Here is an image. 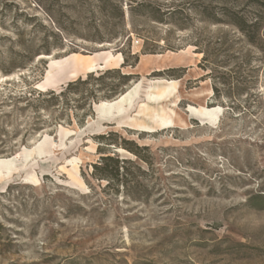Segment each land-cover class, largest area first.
Returning <instances> with one entry per match:
<instances>
[{"label":"rangeland","instance_id":"374dc122","mask_svg":"<svg viewBox=\"0 0 264 264\" xmlns=\"http://www.w3.org/2000/svg\"><path fill=\"white\" fill-rule=\"evenodd\" d=\"M103 51L124 61L66 73ZM138 80L125 116L93 111ZM200 104L224 108L215 125L187 112ZM107 154L118 178L101 176ZM10 156L0 264H264V0H0Z\"/></svg>","mask_w":264,"mask_h":264},{"label":"bare ground","instance_id":"6f19581e","mask_svg":"<svg viewBox=\"0 0 264 264\" xmlns=\"http://www.w3.org/2000/svg\"><path fill=\"white\" fill-rule=\"evenodd\" d=\"M72 56H76L75 63L66 73L68 74V76H73V77L79 75V71H78L79 68L82 69L84 73L92 72L98 67L101 68V67H106L108 65H116L117 67L119 66V64H121L124 61V57L121 53L113 54L111 51H103L96 53L94 55H83L82 57H78L77 54H74ZM42 57H50V55H42ZM100 60L101 62H99ZM5 77L7 76H4L3 78ZM141 83L142 81L138 80L126 91L119 94L115 99L95 104L94 108L96 109L94 112L96 113L97 110L100 119L112 120L125 116L127 114L128 107L133 102L134 96L137 95L141 87ZM172 83H174V81H171V84ZM157 88H158L157 91L147 94L149 100L148 103L159 100L163 98V96L165 95L166 91L164 89H161L159 87ZM196 106L194 107L193 105H190L187 112H194L195 110H198V112L203 116L204 123L212 124V125L216 124L219 115L222 113V110L224 109L221 106L210 107L203 104ZM150 110L151 109L149 104H146L143 112L146 113L147 111ZM165 124L167 126H170L171 122L166 121ZM117 125L121 126L120 123H118ZM137 125L140 126L141 128L148 127L145 122H141ZM61 132L63 133L64 136H67L72 133V130L61 127ZM50 139H51L50 135H45L41 140L36 142L33 146L24 147L22 149V154L20 155L23 158L24 162L29 160L33 155H37L38 157H43V155L48 153ZM74 169L77 171L78 169L77 165L74 166ZM18 171H19V158H16L15 156L0 157V182L13 177L14 174L18 173ZM69 174L72 175V173L70 172ZM24 181L28 184L38 185L39 177L35 173H32L27 175L24 178Z\"/></svg>","mask_w":264,"mask_h":264},{"label":"trees","instance_id":"16d2710c","mask_svg":"<svg viewBox=\"0 0 264 264\" xmlns=\"http://www.w3.org/2000/svg\"><path fill=\"white\" fill-rule=\"evenodd\" d=\"M126 62V61H125ZM117 68H115L116 70ZM112 70L114 69H108L107 71H105L103 74H101L99 76V78L103 77L107 72H111ZM131 74H124L123 75V78L125 79H128L129 76ZM73 83V82H70V84ZM102 136L103 138L105 137V134H102L100 135ZM102 162H101V176L104 177V178H110V179H114V178H118L119 176V171H120V168L121 166L119 167L118 165L115 166V168H111L110 169V164H109V161H115V162H118V160H116L112 155L110 154H107V155H103L102 156ZM97 167V166H96ZM251 201H261V202H264V195L263 194H257V195H254L252 198H251Z\"/></svg>","mask_w":264,"mask_h":264},{"label":"water","instance_id":"95a60500","mask_svg":"<svg viewBox=\"0 0 264 264\" xmlns=\"http://www.w3.org/2000/svg\"><path fill=\"white\" fill-rule=\"evenodd\" d=\"M93 111H95V108H94V106H93Z\"/></svg>","mask_w":264,"mask_h":264}]
</instances>
